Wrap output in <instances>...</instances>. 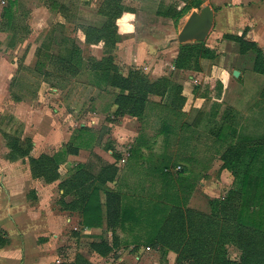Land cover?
<instances>
[{"label":"rangeland","instance_id":"obj_1","mask_svg":"<svg viewBox=\"0 0 264 264\" xmlns=\"http://www.w3.org/2000/svg\"><path fill=\"white\" fill-rule=\"evenodd\" d=\"M133 1L139 2L136 7L130 6L132 12L136 15V25H133V32L136 31L141 38L151 37L150 39L153 43L169 38L166 46L168 49L154 53L149 60L155 62L153 64L154 67H158L156 77H149L144 70L138 68L143 63L135 64L133 62L132 66H128V70L137 68L145 73L148 81L155 85L154 92L161 93L149 94L140 107H134L140 116L135 117L134 121L129 125H131V129L133 128L137 132L142 131L140 137L137 138V142L139 144L142 142L146 146H149L147 140L154 136V132L157 133L161 127L166 129L165 133L168 132L169 134L165 139L166 148H164L163 154H157V151L154 148L152 149L155 151L156 156L161 157V160H156L159 161L156 163L159 164L160 161H163V166L158 165L154 169L149 170L147 180L143 176L144 169L134 168L133 165L146 156H141L137 150H134L135 141L131 147L118 149L115 147V141L111 135L112 127L108 124L112 123V126H114L122 117L118 113L115 115L110 111L113 104V96L118 91L110 92V88L106 83L98 81L88 70H85L86 62L90 56H93L90 55L91 47L82 42L83 29L81 28L88 25L83 21V16L88 12L87 8H82L76 3V0H66V3H62L63 5L60 7H54L55 10L52 14H48L42 8H38L34 0H19L18 10L22 12L23 18L18 23V43L14 47H8L5 34H0V192L4 193L8 190L7 175H18L21 180L19 191H26L27 197L33 200L36 198V188L38 187L40 195L44 196L41 199L42 203L39 208L49 207L47 201L51 200L50 206L59 213H61L62 208L80 209L93 188L98 189V194L100 193L99 190L101 191L104 203L106 193L111 191L119 195V200L123 202L121 204L125 206L129 204L131 195L137 194L139 202L136 204V208L142 209V212L145 213V215L140 214V217H138L140 218V226L137 234H140V236L135 241L137 245L132 248L129 246L122 249L119 248L122 254L125 253V255L121 254L123 259L119 262L106 260L101 264H171L168 256L166 259L168 251L163 253L158 248H152L150 242L153 240L150 236L154 229L161 225V220L168 213L172 202L174 201V203L179 205L182 204L179 200V198L182 199V195L177 193L178 201L174 195H169V198H165L166 203L161 205L156 204L153 198L150 201V193L152 191V196L159 198L155 195L159 192L158 184H160L157 181L158 184L156 183L155 186H153L154 184L151 185L149 180L150 173H156L157 170L162 172L163 175H168L172 178L174 175L182 173L181 166L184 165L186 167L189 166L191 170L194 169L193 179H197L199 175H202V166L208 162L210 163L212 158H216L217 155L221 156L230 142L249 145L257 141L262 144L264 140H261L264 138V134L252 137L244 135L243 129L237 134L236 128H233L232 132L236 134L231 135L232 140L226 137H218L219 129L224 123L235 122L236 126L240 125L246 130V128L250 127L246 119L247 116L245 118V114L226 108L223 117L221 119L217 118V113L222 108L221 96L224 90V81L210 72L211 63L209 59L213 60L216 57V53L213 51L210 54L206 45L203 44L206 39L203 41L190 40L185 43H178L175 40L176 34L188 14L192 10L198 11L207 4L206 0H148V4L142 0L141 2L139 0ZM141 3L142 5H140ZM65 4L69 5L65 6ZM192 5H196V8L192 7L187 12H184V7H191ZM93 10L96 13V8H93ZM181 10L183 12L178 16L177 12ZM152 15L161 16V21L157 22L156 26L150 22L151 18H153ZM124 18L122 17L120 23L123 22ZM100 19L105 20V17H100ZM96 20L98 19L95 18L92 24L100 25L102 23V21L97 22ZM107 20L109 19L107 18ZM112 22L115 32L118 33L115 20ZM153 27L157 29L156 33L151 32L150 29L154 30ZM110 28H112L111 25H109ZM212 28L208 34H210ZM72 46L76 50L74 54H72ZM236 48V46L234 48L231 46L229 50H236ZM175 59H177V67ZM220 60L221 58L212 62ZM115 62L117 63V61ZM233 63L240 66L243 64L249 65L251 63V55L247 58H242V60L237 58ZM81 64L82 68L80 70ZM236 65L233 64L231 66ZM118 69L119 71L122 69L120 65H118ZM168 70H171V73H164L169 72ZM182 70H185L184 74L186 75L192 74L191 71L201 73L198 79L199 84L193 89L194 95H197L199 99L193 103L191 108L185 105L186 97L183 94L184 91L181 85L179 88L177 87L179 84L173 78L174 75L178 74V71ZM154 98H156V103L150 101ZM56 105L61 107L64 105L62 113L58 115L53 111ZM262 106V113L264 114V104ZM98 107L102 111L100 115L97 112L88 114V112L92 113L91 110H95ZM183 108L190 113L189 119H186V115L181 113L180 110ZM124 115L129 114L125 113ZM91 118H96L93 124L96 133L91 137L87 134H78L76 130L79 124L87 122ZM53 121L60 132L59 139L54 142L55 144L53 143L55 150L60 148L61 142H67L71 138H73L74 144L79 146L88 142L98 143L104 158H108V160L113 162L115 159V163L121 164L120 168L115 163L111 164L114 169L119 168L121 170L120 175H116L115 170L113 172L115 178L112 176V180H108L112 181L113 185L107 184V181L105 183L97 181V175L101 174L104 171V166L108 164L96 158V154L92 151H89L85 156L77 154L79 159L86 161L82 164H75L76 162L73 161L71 164L58 165L56 171L58 177L55 179L57 180L55 185L47 187L39 177L37 178L38 183L36 186H34L35 184L32 185L33 183L29 180L30 174L27 169V163L30 164V158H35L32 155L43 148L42 146L40 150L35 149L33 151L32 138L35 137L38 142H42L45 134L54 128L51 127ZM184 124L186 128L182 126ZM125 125L127 126L128 124L125 123ZM190 125L200 127L195 141L201 146L199 154L204 156L202 157V166L197 165L198 163L193 164L197 158L195 160L192 159L195 153L192 151V146H194L192 142L195 136L189 133L191 132L188 130ZM38 129L41 131L45 130L38 136L35 133ZM226 130H228L227 127L225 128ZM182 131L186 135H182ZM146 132H150L151 135L149 134L150 136L148 137L143 135ZM98 134L99 136H97ZM133 138L131 137L127 141L130 142ZM66 145L71 150L70 145L72 143H67ZM42 154L44 153L39 154L37 157ZM145 154L148 155V153ZM109 155L113 159H110ZM147 159H149L148 156ZM47 166L49 167L50 165ZM177 166H180V169ZM79 169L81 174L77 175L76 172ZM83 173L87 174V177L81 176ZM76 176L79 178H76ZM134 178H136L137 182H134ZM225 181L223 182L225 183ZM47 193L48 196H51L50 198L45 197ZM220 193V196H222L226 191L223 190ZM185 194L186 196L188 195V193ZM211 195H213L211 196L212 198H216L214 193ZM148 199L149 203H151L146 206ZM209 199H204L200 206L208 208ZM25 213L29 215L28 212ZM129 216H133L131 211H129ZM141 220L144 221L142 222ZM57 235V237H52L55 242L54 249L57 253V258L53 264L99 263L95 257L96 254H99L97 251L100 249L106 252L110 248L108 253L112 255L113 242L111 239L113 236L105 231L85 233L78 226L73 228V226L64 225L57 231ZM123 236L126 238L127 243L130 240H134L129 232L125 231ZM101 243L105 245L102 246L100 245ZM225 247L227 248V255L231 259L239 258V250L235 245L230 243ZM90 255L93 257V261L89 260L88 256ZM114 255L116 257L119 256L116 252ZM135 255L138 256V259Z\"/></svg>","mask_w":264,"mask_h":264},{"label":"crops","instance_id":"obj_2","mask_svg":"<svg viewBox=\"0 0 264 264\" xmlns=\"http://www.w3.org/2000/svg\"><path fill=\"white\" fill-rule=\"evenodd\" d=\"M104 1L105 0H76V3H78L82 8H87L88 12H91H87V14L83 16V21L88 25L81 28L83 29L82 42L91 47L90 55H93L92 57L96 59H100L105 56L106 53L103 45L104 43L101 40L97 42L88 41L85 27L91 26L99 28L107 21L108 17L99 12ZM139 1L141 2V0ZM142 1L144 3L147 2L148 4V0ZM34 2L38 8H42V10L46 13L52 14L55 10L54 7H60L66 3V0H34ZM206 2L213 9L214 16L212 23L213 28L210 34H207L205 38L206 42H204V44L207 48L216 53V57L213 60L221 58L220 61L215 62H212L213 60L209 59V62L211 63L210 72L214 73V75L220 77L221 80L224 81V90L221 96L222 108L218 111L217 118L221 119L224 115L225 109L231 108L237 112L245 114V118L247 116L246 119L250 127L244 130V128L240 125L236 126L235 122H228L223 125L224 128H228V130H224L225 133L231 134L232 129L236 128L237 134L243 129L242 132H244V135L252 137H257L258 135L261 136L264 134V114L262 113V104H264V72L256 69V52L254 49L249 48L242 51V49H240V44L237 41L228 39L225 36H235L248 43H253L255 44L256 49L264 55V0H206ZM137 4H139V2H134L133 0H118V5L122 6L123 9L114 19L117 25L118 40L115 42L111 54L114 56V60L117 61V63L115 62L117 66H121L122 69L119 72L122 75L127 74L128 66H132L133 62H135V64H139L140 62L143 63V65H139L138 68L144 70L149 77H156L158 74V67H154L153 64L155 62L149 60L152 58L154 53L168 49L166 46L169 38H166L164 41L161 40L160 42L157 41L153 43L150 39L151 37L141 38L138 36L136 31L133 32V25H136V15L132 12L131 7H136ZM19 5V0H0V34H5L8 47H14L18 43L19 38L17 34L19 32V28L12 29L10 24H14L15 22L18 25V23H20L19 20L23 18L22 12H19L18 10ZM67 5L69 4H65V6ZM140 5H142V3ZM93 8H96V13ZM100 17H105V20H101ZM122 17L125 18L123 22L120 23ZM152 17L153 18L150 17V22L156 26V23L161 21V16L152 15ZM95 18L98 19L96 20L97 22L102 21V23L100 25L92 24ZM153 29L155 31L150 29L151 32L156 33L157 29L154 27ZM231 46L232 48L236 46L237 51H230L229 48H231ZM249 55H251V63L249 65L243 64L240 66L239 64L236 65L233 63V61L237 58L238 60H242V58H247ZM230 63L231 65L234 64L236 66H231ZM85 70L87 71L86 67ZM233 70L238 71L237 77L232 74ZM168 71L169 72L164 73H171V70ZM88 72L93 75L92 71L88 70ZM184 72L185 70L178 71V74L174 75L173 78L176 83L181 85L182 90L184 91L183 94L186 97L185 105H188V107L191 108L193 103L199 99L197 95H194L193 89L197 84H199L198 79L199 76H201V73L198 71H191L192 74L186 75ZM95 83L98 85L97 82ZM108 87L110 88V92L117 91V89L113 87ZM156 98L150 101L156 103ZM63 106L64 105H62V107L56 105L53 109V111L56 112L55 114L58 115L62 113L64 109ZM116 107L117 106L113 103L110 111L114 113ZM185 108L180 111L182 114L186 115V119H189L190 113L185 111ZM91 111L92 113L88 112V114L97 112L98 115H100L102 113L99 107ZM186 112L187 114H185ZM86 118H88V116H86ZM133 119H135V117L123 115L120 117V121L114 126H112V123H109L108 125L112 127L111 135L115 141L114 144L116 149L131 147L135 141L136 146L134 150H137L138 154L141 156L146 155L138 160V163H134L133 165L134 168H143V176H145L148 180L149 170L154 169L158 165L163 166V161H160L159 164L156 163L159 162L156 160H161V157L158 155L156 156V153L154 152L157 151V154H163V150L166 148L165 139L169 133H165L166 129L161 127L157 133H153L154 136L147 140L149 146H146L142 142L139 144L137 142V138L140 137L142 131L137 132L133 128H130L131 125L129 124L134 121ZM95 120L96 118H91V120L87 122H81L76 130L78 134H87L91 137L94 133H96L93 125ZM125 123L128 125L126 126ZM182 126L186 128L185 124ZM51 127L54 128L50 129L49 133L47 132L45 134V138L42 142H38V139H35V137L32 138L33 151L35 149L40 150L43 146L41 151H38L32 156L37 157L41 153L53 155L64 147L66 148L67 143H72L71 150L67 152L65 160L62 161L59 166L64 163L71 164L73 161L76 162L75 164H82L86 161L79 159L78 155L83 154L85 156L89 153V151L95 153L96 158L100 159L101 162H106L105 164L115 163V159L113 162L108 160V158H104V155L100 151L101 149H99L100 147L98 143L95 144L88 142L85 145L79 146L74 144L72 140L73 138L70 139L69 136L68 138L70 140L67 142H61L60 148L55 150L54 142L59 139L60 132L58 128L55 127L54 121ZM44 130L45 129H43V131ZM188 130L191 131L189 133H192L195 136L192 142L194 144V146H192V151L195 152L192 159H197L193 162V164L198 163L197 165L202 166V157L204 156L199 154V151L201 152V146L198 145L197 141H195L196 136L199 134L198 131H200V127L190 125ZM43 131L38 129L35 133L39 136ZM184 131H182V135H186ZM149 134L150 132H146V134L143 133V135L147 137L151 135ZM97 136H99V134ZM131 137H134L131 139L132 142L127 141ZM153 148L155 151L152 150ZM145 153H148V155ZM147 156L150 160L147 159ZM109 157L110 159H113L111 155H109ZM115 165L119 168L121 166V164L117 163H115ZM181 167L182 173L174 175L172 178L168 175H163L162 172L157 170L156 173H150L149 180L151 185L154 184L153 186H155L157 181L160 182V184L157 183L159 185V192L155 195L159 198L153 197L152 191V193H150V201L153 198L156 204L161 205L166 203V199L169 198V195H174L178 201L177 193H181L182 199L179 198V200L182 203L180 204L182 208H190L202 213H208L209 206L208 208H204L200 206V203L203 202L204 199H211V196H213L211 195L212 193L216 195L215 197H220L221 191H227L231 187L233 176L229 170L222 168V160L219 155H217L216 158H212L210 163L208 162L202 166V175H199L197 179H193L194 169L191 170L189 166L186 167L184 165ZM119 168L116 169V175L121 174V170ZM27 169L30 174L29 180L33 183L32 185L35 184L34 186H36L38 183V177H34L32 175L29 163H27ZM131 171L133 172V170ZM6 178L8 190L4 193L0 192V237L2 236L6 240L4 243H0V264H53L57 258V253L54 249L55 242L52 237H57V231H59L64 225L73 226V228H77L78 226L85 233H99L100 231H105L107 234L111 235L114 230L115 239L113 240L114 244H112V255H110V253H108L109 255L96 254L95 258H97L99 263L95 264H101L106 260L109 262H119L123 259L122 255H125V253L122 254L121 251H119V248L122 249L127 246L132 248L137 245L135 241L140 236V234H137V230L140 226V218L138 217H140V214L145 215V213L142 212V209L136 208V204L139 202L137 200L139 197L137 194L131 195V200L127 206L122 205L121 203L123 202L120 200L122 211H131L133 216H130L125 220L122 219V221L119 220L115 225H111L109 227L107 225L103 198L101 191L99 190L100 193L98 194V199L102 216L101 225L98 227L85 228L82 225V214L80 209L62 208L61 210L63 212L61 211V213H59L50 206L51 200L47 201L49 207L40 209L39 207L42 203L41 199L42 197L44 198V196L40 195L38 187L36 188V198L32 200L27 197L26 191L18 190L20 187L19 184H21V180L18 178V175H7ZM39 178L42 179L43 184L47 187L55 185V182L57 181L54 180L47 182L42 177ZM116 178L118 179V177ZM224 180H226L225 183L223 182ZM111 182L112 181H107V184L113 185ZM134 182H137L136 178H134ZM15 184L16 186H14ZM185 193H188V195L186 196ZM45 197L50 198L51 196H48L47 193ZM130 203L134 204L130 205ZM147 203L148 204L146 206H149L151 203H149V199ZM25 212H28L29 215H26ZM141 221L143 222L144 220ZM125 231L132 234L134 240H130L127 243L126 238L123 236ZM115 252L119 256L116 257L114 255ZM167 256L171 264L176 262V253L168 250L166 259ZM135 257L138 259V256L135 255ZM88 258L89 260H94L91 255L88 256Z\"/></svg>","mask_w":264,"mask_h":264},{"label":"trees","instance_id":"obj_3","mask_svg":"<svg viewBox=\"0 0 264 264\" xmlns=\"http://www.w3.org/2000/svg\"><path fill=\"white\" fill-rule=\"evenodd\" d=\"M195 6L184 7V12ZM121 9L123 8L118 5V0H105L100 13L113 21L121 13ZM181 12L183 11L177 12V15L180 16ZM109 20L99 28L85 27L88 41L103 40L106 53L100 59L89 57L85 67L92 71L98 81L117 89L118 93L116 92L113 96V103L117 106L114 111L115 115L118 113L123 116L126 113L139 117L140 114L134 107H140L149 94L161 93L154 92V83L148 81L147 75L142 71L129 69L126 75L119 72L114 56L111 54L118 35L113 28V22ZM109 25L112 28L109 29ZM10 27L18 29L19 25L14 22L10 24ZM225 37L237 41L242 51L249 48L254 49L256 69L264 72V55L256 49L255 44L235 36L226 35ZM207 49L210 54L213 53L209 48ZM74 53L76 50L72 46V54ZM81 68L82 64L80 70ZM177 87L179 88L180 85ZM224 130V126L219 129V138L231 139V135H235L234 132L230 134L225 133ZM263 140L264 138L261 141ZM68 151H70L69 146L66 145V148L64 147L53 155L42 154L40 157L30 158L32 175L42 177L47 182L54 181L58 177L57 166L65 160ZM220 159L222 168L229 170L233 176L231 187L224 195L209 199L208 213L190 208L183 209L173 201L166 214L168 216L165 218V215V219L161 220V225L152 232L150 237L153 241L150 244L153 249L158 248L163 253L168 250L176 252L177 264H264V142L259 144L256 141L247 145L232 141ZM103 170L97 175V181L105 183V181L112 180L116 169L108 164ZM76 174H81V170H77ZM81 176L87 177V174L83 173ZM76 178L79 177L76 176ZM119 199V195L114 192L106 193L104 206L109 227L119 220L130 217L128 210L122 211ZM80 211L83 227L101 225L98 189L90 190ZM112 236L113 241L115 239L114 230ZM5 241L1 236L0 243ZM230 243L239 250L238 259H231L227 255L225 246ZM109 250L110 248L104 252L100 249L97 252L107 255Z\"/></svg>","mask_w":264,"mask_h":264},{"label":"water","instance_id":"obj_4","mask_svg":"<svg viewBox=\"0 0 264 264\" xmlns=\"http://www.w3.org/2000/svg\"><path fill=\"white\" fill-rule=\"evenodd\" d=\"M213 13V9L208 4L202 6L198 11L192 10L176 34L175 40L178 43H185L190 40H205L212 27ZM232 74L238 76V71L233 70Z\"/></svg>","mask_w":264,"mask_h":264},{"label":"built area","instance_id":"obj_5","mask_svg":"<svg viewBox=\"0 0 264 264\" xmlns=\"http://www.w3.org/2000/svg\"><path fill=\"white\" fill-rule=\"evenodd\" d=\"M178 169H180V166H177Z\"/></svg>","mask_w":264,"mask_h":264}]
</instances>
